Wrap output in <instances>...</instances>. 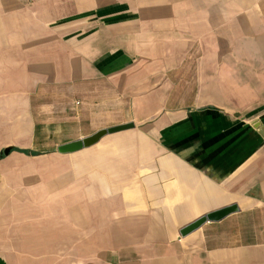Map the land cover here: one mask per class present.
<instances>
[{"label":"crops","instance_id":"0c3cea01","mask_svg":"<svg viewBox=\"0 0 264 264\" xmlns=\"http://www.w3.org/2000/svg\"><path fill=\"white\" fill-rule=\"evenodd\" d=\"M257 122L264 0H0V264H264Z\"/></svg>","mask_w":264,"mask_h":264},{"label":"water","instance_id":"95a60500","mask_svg":"<svg viewBox=\"0 0 264 264\" xmlns=\"http://www.w3.org/2000/svg\"><path fill=\"white\" fill-rule=\"evenodd\" d=\"M253 127L264 138V130L262 129L260 124L257 122L253 125ZM133 128H134V125L132 123H128V124H123V125L112 127V128L102 129V130L95 132L91 136L59 146L57 148V152L58 154H61V155L76 153L78 151L94 146L105 136L116 134V133L130 130ZM7 154H8V150H5L3 152V155H7ZM238 211H239L238 206L236 204H231L223 208L209 212L197 218L190 224L181 228L179 230V235L181 237H185L189 235L190 233H193L194 231L198 230L201 226H203L206 223L219 222L225 219L226 217H228L229 215L237 213Z\"/></svg>","mask_w":264,"mask_h":264},{"label":"rangeland","instance_id":"374dc122","mask_svg":"<svg viewBox=\"0 0 264 264\" xmlns=\"http://www.w3.org/2000/svg\"><path fill=\"white\" fill-rule=\"evenodd\" d=\"M38 155V154H37ZM1 158V157H0Z\"/></svg>","mask_w":264,"mask_h":264},{"label":"trees","instance_id":"16d2710c","mask_svg":"<svg viewBox=\"0 0 264 264\" xmlns=\"http://www.w3.org/2000/svg\"><path fill=\"white\" fill-rule=\"evenodd\" d=\"M1 157V156H0Z\"/></svg>","mask_w":264,"mask_h":264}]
</instances>
